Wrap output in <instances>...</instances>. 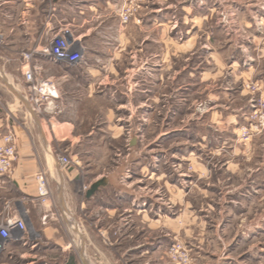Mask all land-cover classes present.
I'll return each mask as SVG.
<instances>
[{"label":"rangeland","instance_id":"rangeland-1","mask_svg":"<svg viewBox=\"0 0 264 264\" xmlns=\"http://www.w3.org/2000/svg\"><path fill=\"white\" fill-rule=\"evenodd\" d=\"M154 3L113 1L118 29L142 26ZM156 3L169 9L160 40L188 44L160 70L158 109L146 112L133 99L147 81L144 61L127 67L117 57L101 67L108 85L94 97L87 99L68 77L58 104L50 99L35 112L41 119L50 112L74 123L71 135L78 142L73 147L69 141L57 143L54 160L68 174L64 192L71 194L85 255L91 264H264V0ZM131 4L139 8L123 24L119 12ZM42 27L35 46H47L61 30L74 35L51 0H43ZM107 43L119 41L110 36ZM36 57L38 79L63 75L61 69L35 63ZM109 89L115 98L107 97ZM127 100L131 108H119ZM9 135L16 158L10 174L0 175V222L20 211L24 240L5 244L0 264H81L79 241L61 218L56 186L39 164L34 195L20 191L19 185H26L15 176L18 139L11 128L0 148ZM133 136L137 144L129 147ZM100 177L108 185L87 204ZM104 206L113 210L104 212Z\"/></svg>","mask_w":264,"mask_h":264},{"label":"crops","instance_id":"crops-1","mask_svg":"<svg viewBox=\"0 0 264 264\" xmlns=\"http://www.w3.org/2000/svg\"><path fill=\"white\" fill-rule=\"evenodd\" d=\"M113 1L115 0H51L55 14L64 15L67 26L70 25L72 28L74 35L69 39L73 42L74 49L81 51L87 58H83L80 64L72 66L36 55L38 57L35 63L39 61L41 65L44 63L49 68L62 70V76L47 78L50 83L52 102L58 104L55 100L63 97L61 84L66 82L68 77L81 87L86 94L85 97L90 99L99 93L100 86L108 85L105 82L108 78L107 72L101 67L109 66V63L117 61V57L120 59L123 57L127 67H133L143 60L147 66L144 70L147 73V81L142 87L143 92H139L133 99L135 100L136 97L139 100L135 103L136 108L146 107V112L150 109L153 113L154 108H159L161 68L168 67L166 62L173 61L176 52L180 53L188 44L177 45L175 42L166 43L165 39L163 42L160 40L161 31L165 33L163 22L166 15H169L165 11L169 9L161 7L156 0L155 8L153 7L142 17V26L130 24L120 30L117 27L118 19L112 15ZM42 26L43 0H0V146L3 145L2 136L7 129L11 128L18 139L15 176L21 180L22 185H26L23 189L17 183L22 193L31 191L27 192L28 195H34L33 178L37 164L53 180L61 218L67 223L70 234L79 241L77 259L81 264H91L89 257L85 255V236L69 205L71 194L64 192L68 174L62 173L54 160V148L57 143L69 141L70 147H73L74 143L78 142L71 135L74 123L69 119L58 120L56 115L50 112L47 113V118H39L33 112L26 95L22 53L37 48L34 42L39 32L43 30ZM174 28L175 25H172L170 31ZM114 29L119 31L113 34ZM110 36H115L119 44L112 43V46L108 44L107 39ZM109 47L113 48L112 51H116L109 54L111 50ZM108 91L110 93L107 97L115 98L114 91L110 89ZM131 104L127 100L119 108H131ZM72 109L76 110L77 106L73 105ZM74 110H72L73 114ZM136 144L137 137H131L128 142L129 147H134ZM94 185L97 187L92 196L86 197L87 204H90L107 187V178L100 177L99 180H95L92 187ZM102 209L104 212L113 210L107 206Z\"/></svg>","mask_w":264,"mask_h":264},{"label":"built area","instance_id":"built-area-1","mask_svg":"<svg viewBox=\"0 0 264 264\" xmlns=\"http://www.w3.org/2000/svg\"><path fill=\"white\" fill-rule=\"evenodd\" d=\"M138 4L125 5L119 12V19L123 24L129 21V18L138 9ZM1 47V40H0ZM34 55L45 56L54 62H63L75 66L82 62L83 54L74 49L73 42L66 36L62 30L54 34L47 46L38 45L37 48L22 56L23 75L27 85L26 93L29 102L32 105L33 112H38L39 108L51 99L50 83L38 79L40 68L33 64ZM16 158L14 138L9 135L5 138V144L0 148V175L10 174L12 164ZM61 165L68 163L66 158H59ZM38 193L41 199L47 196L45 182L41 175L37 176ZM23 214L16 211V214H9L0 222V250L8 242H21L24 240V223L21 219Z\"/></svg>","mask_w":264,"mask_h":264},{"label":"water","instance_id":"water-1","mask_svg":"<svg viewBox=\"0 0 264 264\" xmlns=\"http://www.w3.org/2000/svg\"><path fill=\"white\" fill-rule=\"evenodd\" d=\"M97 185H94L91 190L88 192V195H91L93 193V191H95Z\"/></svg>","mask_w":264,"mask_h":264}]
</instances>
